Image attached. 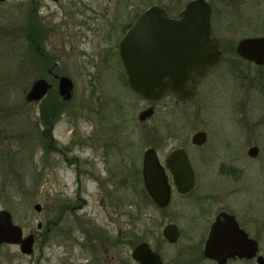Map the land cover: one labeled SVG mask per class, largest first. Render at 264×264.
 <instances>
[{"label":"rangeland","instance_id":"374dc122","mask_svg":"<svg viewBox=\"0 0 264 264\" xmlns=\"http://www.w3.org/2000/svg\"><path fill=\"white\" fill-rule=\"evenodd\" d=\"M84 1L96 13L97 29L75 34V28L70 26L65 32L56 30L43 35L34 45V56L28 54V43L18 31V26L24 23L27 0H7L0 4V208L12 209L15 220L21 219V211L28 210L32 222L25 230H36L38 221H44L49 214L53 218L52 204H81L80 196L88 202L84 211L101 225L100 217L106 221L99 200L105 185L102 179L107 176L105 166L120 172L121 158L125 156V171H128L154 142L163 140L160 151L164 154L176 146L192 147L191 136L202 130L208 133V145L201 150H190L202 186L234 185L241 194V208L263 211L259 218L264 219V125L252 130V122L264 123V70L232 59L227 68L217 73L219 78L212 87L211 83H205L195 98L185 102L166 96L155 103L153 115L141 122L138 114L150 103L119 79L122 66L117 44L124 26L126 30L128 23L147 6L160 3L176 14L188 0ZM49 5L54 7L52 1ZM225 6L233 11L228 3ZM57 12L58 19L60 11ZM242 12L247 20L245 25L237 24L233 14L229 15L226 26L222 20L216 22L220 32L227 27L228 31L220 36L222 39L264 34V2L255 7L247 5ZM36 50L41 52L43 61L37 59ZM53 66L54 72L72 80L73 91L72 97L57 108L49 126L40 117L39 105L44 98L26 102L25 93L36 79L44 77L52 84L46 96L57 97V80L47 74V69ZM252 93L262 99L261 105L250 103ZM235 117L242 128L233 124ZM228 125L239 129L243 143L238 131L231 139L235 134ZM107 141L127 145L125 154L122 148L113 147L110 162L99 161L100 147ZM252 144L258 146L254 159L246 154ZM239 150L242 157L237 162L235 155ZM129 151L137 153L136 161ZM223 161H235L231 163L239 165L240 169L234 171L239 177L234 181L239 180L238 183L231 184L230 178L216 174ZM106 187L113 189L111 182ZM117 194L121 199V190ZM36 203L41 204L40 212L33 209ZM94 209L99 212L96 214ZM71 234H75L73 227ZM50 245L51 264H60L61 248L55 242ZM41 248L38 241L34 253L27 256L16 246H6L0 252V264H46Z\"/></svg>","mask_w":264,"mask_h":264},{"label":"flooded vegetation","instance_id":"af4514ba","mask_svg":"<svg viewBox=\"0 0 264 264\" xmlns=\"http://www.w3.org/2000/svg\"><path fill=\"white\" fill-rule=\"evenodd\" d=\"M5 1L7 0L0 1V4ZM49 1L54 3V7L49 5ZM176 1L171 0V2ZM207 2L211 6L212 36L217 40L220 54L219 62L201 78L196 95L199 88L204 86L205 83L207 85L211 83L210 87H212V84L219 78L217 73L222 69L224 70L225 67L227 68V65H230L233 61L232 59L241 60L247 63L248 66L255 65V67L264 70V64L247 60L236 52L240 40L264 37V34L259 36L241 34V38L238 40H234L230 36L222 39L220 36L228 31L227 27H225L224 32H220L216 27V22H219V20H222L224 26H226L230 14L235 16L237 24L245 25L247 20L242 12L244 7L247 5L258 6L263 4L264 0H207ZM216 2H224V5H217ZM226 3L233 8L232 12L234 13L225 9ZM162 6L165 8L164 5ZM57 10L60 11L58 19ZM180 10L176 14H172L166 9L171 18H178ZM223 14L226 15V18L223 17ZM23 20L31 35H48L56 30L65 32L66 28L70 26L75 28V31H73L75 34H81L82 31H91L92 33L97 29L96 13L84 0H68L66 3L64 0H27ZM126 30L124 26L121 38L125 35ZM43 46L42 44L41 47L43 48ZM54 66L47 69V74L57 80L55 75L62 74L54 72ZM121 66L122 73L119 79L124 80L125 87L130 89L122 62ZM196 95L185 101L192 100ZM166 96L173 97L176 102H185L178 100L173 94H167ZM243 99L247 100L245 97ZM249 99L252 101L250 103L253 106H256V104L261 105L262 99L256 93H252ZM158 101H148L150 105L141 111L153 106L154 112L155 103ZM148 118L141 122H145ZM238 123L239 120L235 117L233 124L240 127L241 124ZM234 125H228L235 134L231 136V139H234L236 131H238L242 141L241 132L238 128H234ZM263 125L264 123L254 124L252 122V130L257 131ZM156 131H158L157 128ZM200 131L202 130L196 132ZM202 132L205 133V139L202 143H192L190 139L192 147L176 146L164 154L160 151V144L163 140L154 142V145H150L143 150L139 163L133 162V167H130L128 171H125V156L121 158L120 172H114V167L105 166L104 170H106L107 176L102 179L105 185L102 188L103 193L101 195L103 197L99 200L100 203H103L100 205L102 212H104L102 215L106 217V221L100 217V222H103L101 225H97L90 217L91 214L88 215L84 211L88 206V202L80 196H78V199L81 204L73 206L52 204L51 207L49 206L53 218H50L49 214L44 221H38L36 230L33 228L25 230V228H28V224L32 222V213L28 210L21 211L20 220H15L16 214L12 209L5 207L0 208V210L6 209L9 211L12 222L21 227L23 238L29 235L33 236V251L27 256L34 253L35 247L40 241L42 258H44L46 264H51L52 254L49 252L51 242H55L57 247L62 250L59 255L60 264H264V219L259 218V214L263 215V211L243 210L240 202L241 194L238 193L234 185L229 188L203 187L198 178L190 150L191 148L201 150L208 145V133ZM99 145H96V147H99ZM101 146V155L98 160L110 162L111 148H122L125 154L127 145H118V143L107 141ZM93 147L95 146L93 145ZM251 147L257 148L254 156L249 154ZM148 148H153L155 151L159 163L163 167V173L169 187L168 198L164 204L155 201L144 185L142 168L144 153ZM177 148L185 150L194 172V186L187 191L178 190L173 180V174L165 163L171 151ZM240 150L236 155H232H235V161L237 159L240 161L242 157ZM129 154L133 157V160H137V153L129 151ZM246 154L250 158H256L258 146L252 144L247 149ZM235 161H229L230 163L220 162V172L216 173L219 176H225L226 179L230 178L231 184L239 181H234L239 178L235 176L234 171L240 169L238 168L239 165L231 163ZM115 179L119 181L117 182ZM108 182L113 185L112 191L106 187ZM79 186L80 191L81 183H79ZM119 190L122 192L121 199L117 194ZM125 191L127 192L126 198ZM39 205V210H36L33 206V209L37 212H40L42 208L41 204ZM94 211L96 214L99 212L97 209H94ZM72 227L75 228V234H71ZM56 232H58V235H56ZM57 237L59 238L57 239ZM10 245L19 249L18 244L2 243L0 252L4 247ZM137 248H139L138 251Z\"/></svg>","mask_w":264,"mask_h":264},{"label":"water","instance_id":"95a60500","mask_svg":"<svg viewBox=\"0 0 264 264\" xmlns=\"http://www.w3.org/2000/svg\"><path fill=\"white\" fill-rule=\"evenodd\" d=\"M210 19L211 6L207 0L188 1L178 18H171L159 3L142 10L118 44L130 89L151 102L167 94H173L181 101L194 97L201 78L219 62L220 53L217 40L212 36ZM236 52L247 60L264 64V37L240 40ZM55 77L59 96L68 101L72 97V80L66 75ZM51 87L46 78H38L26 91L25 100L39 102ZM152 113L153 106L141 111L139 121H144ZM204 139L202 131L191 137L192 143L196 144ZM256 152V147L249 149L250 155L254 156ZM165 163L178 190L187 191L194 186V172L183 148L172 150ZM142 172L151 197L164 204L169 187L153 148L144 153ZM34 208L39 210V203ZM2 243L18 244L20 252L26 255L33 251V236L23 238L21 227L12 222L6 209L0 210V245Z\"/></svg>","mask_w":264,"mask_h":264},{"label":"trees","instance_id":"16d2710c","mask_svg":"<svg viewBox=\"0 0 264 264\" xmlns=\"http://www.w3.org/2000/svg\"><path fill=\"white\" fill-rule=\"evenodd\" d=\"M166 9L168 10V8H166ZM131 22L132 21H130V23H128V25L126 27H128L131 24ZM2 30L5 31L4 29H2ZM18 31L20 32V34L24 35V38L26 39V41L28 43V48H27L28 54L29 53H32V55L34 56V50H35L34 49V45H35V43L37 44L38 42L41 41V39H42L41 37L43 35H41V34H39V35H31V34H29V32H28V30L26 28V24H24V23L22 25L18 26ZM30 50H31V52H30ZM36 52L38 53L37 59L38 58H41V60L43 61L42 56L39 55L41 52L40 51H37V50H36ZM45 63L48 64L49 63V60H47ZM48 96H45L44 97V99L42 100V102L39 105V107H40V115H41L40 117H41V120L44 122V124H47V125L51 126V124H52V122H51L52 119L51 118L53 116H55L57 108L58 107L60 108L64 101L59 96V94H58L57 97H54V98H51V99Z\"/></svg>","mask_w":264,"mask_h":264}]
</instances>
